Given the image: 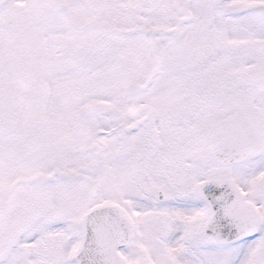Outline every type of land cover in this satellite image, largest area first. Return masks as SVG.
<instances>
[{
  "label": "snow or ice",
  "instance_id": "snow-or-ice-1",
  "mask_svg": "<svg viewBox=\"0 0 264 264\" xmlns=\"http://www.w3.org/2000/svg\"><path fill=\"white\" fill-rule=\"evenodd\" d=\"M0 264H264V0H0Z\"/></svg>",
  "mask_w": 264,
  "mask_h": 264
}]
</instances>
